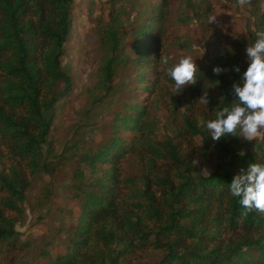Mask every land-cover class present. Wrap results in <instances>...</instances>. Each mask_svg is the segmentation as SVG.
Segmentation results:
<instances>
[{"label":"trees","instance_id":"1","mask_svg":"<svg viewBox=\"0 0 264 264\" xmlns=\"http://www.w3.org/2000/svg\"><path fill=\"white\" fill-rule=\"evenodd\" d=\"M73 2L0 0V264H27L29 258L37 264H264V212L245 213L227 185L249 161H264V138L229 135L212 141L201 126L233 99L231 85L240 74L232 66L244 70L245 46L255 32L232 41L228 52L213 61L224 71L196 73L195 83L178 91L158 62L165 0L139 13L134 85L112 113L105 136L96 147L77 148L70 185L77 214L63 241L56 229L62 251L52 255L46 234L24 237L15 228L25 215L30 178L55 170L49 136L55 104L71 84L62 56ZM248 2L258 8L257 0ZM114 3L103 32L109 54L96 85L99 101L114 89L116 66L130 59L118 58L122 12ZM257 29L264 30V8ZM153 53L156 58L149 57ZM152 61L156 70H143ZM189 90L202 99L206 92L203 115L185 100ZM157 94L166 98L167 120L174 123L164 125L165 132L149 115ZM183 134L200 139L203 157L215 155L211 172L202 174L180 149ZM128 154L139 159L137 174H127L122 166ZM49 194L43 188L36 207L42 208Z\"/></svg>","mask_w":264,"mask_h":264},{"label":"rangeland","instance_id":"2","mask_svg":"<svg viewBox=\"0 0 264 264\" xmlns=\"http://www.w3.org/2000/svg\"><path fill=\"white\" fill-rule=\"evenodd\" d=\"M112 2L113 0L73 2L70 35L62 56L63 68L70 76L71 84L55 104L49 136L50 146L59 158H54L53 162L56 164L52 174L38 173L30 178L31 187L25 202V215L15 225L24 237L46 234L44 240L50 242L48 248L52 255L62 251L60 242L55 237L56 229L59 228L60 240L63 241L65 230L77 214V201L71 197L70 188L73 183L72 171L81 151L77 148L96 147L101 142L112 113L120 108L121 100L134 85L135 68L132 60L136 57L134 40L142 23L139 13L149 3L152 5L159 0H116L113 4L114 7L119 6L122 12L119 36L121 52L118 58L130 59L127 62L120 61L116 66L113 75L114 89L99 101L101 92L96 85L103 60L109 54L103 32L109 22L108 12ZM254 3L248 0H165V5L161 7L165 38H162L158 55L163 74L166 75L165 67L171 66L185 55L193 57L197 73L212 70L213 61L228 52L232 41L247 40L253 32L258 31L257 17L264 8V0H257L258 8ZM211 18L214 20L209 21ZM149 40L148 35L144 44L148 46ZM155 56L153 53L149 57L156 58ZM165 56L169 58L167 66L161 62ZM155 63L152 61L149 69L145 65L143 70L153 73L156 70ZM162 84L165 88L166 83ZM62 87L63 84H60L59 88ZM160 91L164 92L163 89ZM163 94L154 96L148 110L158 129L165 132L164 125L173 127L174 123L167 120L169 106ZM185 96L195 114L205 113L202 97L191 90ZM180 139V149L194 162L198 171L202 174L211 172L217 158L215 155L203 157L199 151L200 139L186 134L180 135ZM123 164L127 174L138 173L139 159L134 155L128 154ZM46 187L50 193L49 200L42 208L36 207L35 197ZM32 206L34 210L31 209ZM27 264L37 262L29 258Z\"/></svg>","mask_w":264,"mask_h":264},{"label":"clouds","instance_id":"3","mask_svg":"<svg viewBox=\"0 0 264 264\" xmlns=\"http://www.w3.org/2000/svg\"><path fill=\"white\" fill-rule=\"evenodd\" d=\"M212 20L214 18L209 21ZM244 51V70L241 72L238 65L232 66V70L240 74L231 85L233 99L219 106L213 118L202 122V129L212 141L229 135L246 141L264 138V30L255 32L254 39L246 44ZM161 62L167 66L169 58L162 57ZM224 70L220 66L212 67L214 73ZM165 72L174 88L180 91L195 83L198 68L193 57L185 55L165 67ZM203 102L207 104L206 92ZM239 154L243 155L242 152ZM227 185L229 194L237 198L245 213L253 210L264 212V161H249L232 175Z\"/></svg>","mask_w":264,"mask_h":264}]
</instances>
